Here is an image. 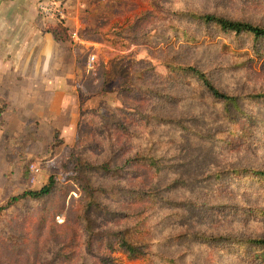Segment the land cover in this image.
<instances>
[{"label":"rangeland","instance_id":"rangeland-1","mask_svg":"<svg viewBox=\"0 0 264 264\" xmlns=\"http://www.w3.org/2000/svg\"><path fill=\"white\" fill-rule=\"evenodd\" d=\"M101 1L88 17L100 45L80 50L60 119L9 108L13 77L0 78V205L50 176L59 183L1 215L0 264H264L232 242L264 238V182L238 173L264 170V101L241 102L245 113L231 107V121L197 75L172 70L194 66L232 95L264 92V39L191 16L264 27V0ZM142 156L157 166L127 163ZM77 160L121 167L88 174L105 189L96 193L104 210L88 217L95 232L132 233L145 254L92 248Z\"/></svg>","mask_w":264,"mask_h":264},{"label":"crops","instance_id":"crops-1","mask_svg":"<svg viewBox=\"0 0 264 264\" xmlns=\"http://www.w3.org/2000/svg\"><path fill=\"white\" fill-rule=\"evenodd\" d=\"M94 1L0 0V78L13 77L5 89L9 108L49 109L47 115L62 117L66 95L78 83L80 50L100 45L93 29H88L92 26L88 17L102 2ZM42 2L55 4L64 17L58 12L43 15ZM57 24L68 29L69 40L55 38L50 28Z\"/></svg>","mask_w":264,"mask_h":264},{"label":"trees","instance_id":"trees-1","mask_svg":"<svg viewBox=\"0 0 264 264\" xmlns=\"http://www.w3.org/2000/svg\"><path fill=\"white\" fill-rule=\"evenodd\" d=\"M191 16L206 23H214L225 31H234L237 34H249L251 35V37H254L255 41L264 39V27L260 25L242 21H233L213 14L204 15L193 12L191 13ZM50 31L54 34L57 40L66 41L70 39L68 29L62 24H57L56 26L51 27ZM172 70L179 72H190L197 75L216 99L224 101V103L226 104L227 118L231 121L235 120L234 116L236 115V113L231 110V107H233L235 110H238V112L240 113H245V111L241 109V102L264 101V92H253L241 95H232L229 93H225L212 82L206 72L201 71L194 66L175 65L174 67H172ZM138 159L148 165L157 166V160L149 156L131 158L128 159L127 163H137ZM92 170H100L105 173H120L121 167L113 168L110 163L93 165L82 160H77L75 162L73 172L77 175L76 181L82 184V188L86 193L87 201L83 204V214L86 217L87 229L92 248H94L95 244H106L109 250L121 249L124 250L130 258L140 257L141 255L146 253L145 251H143L144 245L136 241L134 237H130L132 233L126 230L102 233L95 232L93 221L88 217V214L91 210H104V207L101 203L98 202L96 198V193L104 192L105 189L102 187H94L91 184L90 180L88 179V174L92 172ZM238 173L246 174L245 177L249 179L256 177L260 182H264V170L244 169L243 171H238ZM58 185L59 183L56 180L55 176H50L48 182L41 188L26 190L21 194L14 195L13 197L9 198L4 204L0 205V217L6 210L20 204L25 199L36 200L51 195L58 188ZM141 195L146 196V193H141ZM262 212L264 214V211ZM232 242L237 243L240 247L251 246L254 249L253 261H264V238L255 237L245 240H233Z\"/></svg>","mask_w":264,"mask_h":264},{"label":"built area","instance_id":"built-area-1","mask_svg":"<svg viewBox=\"0 0 264 264\" xmlns=\"http://www.w3.org/2000/svg\"><path fill=\"white\" fill-rule=\"evenodd\" d=\"M40 11L45 16L54 15V13H56V12H58L60 14V16H63V12L60 11V9L58 10V8H56V5L55 4H52V3H45V2L40 3ZM73 37H75V36H73ZM95 58H96V56L94 54H91L90 55V57L88 59V68L89 69H92L93 68ZM33 168H34V166H33ZM35 171L38 172L39 169L36 168Z\"/></svg>","mask_w":264,"mask_h":264}]
</instances>
